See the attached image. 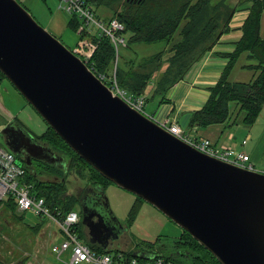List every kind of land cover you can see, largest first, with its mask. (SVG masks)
Instances as JSON below:
<instances>
[{
    "label": "water",
    "instance_id": "1",
    "mask_svg": "<svg viewBox=\"0 0 264 264\" xmlns=\"http://www.w3.org/2000/svg\"><path fill=\"white\" fill-rule=\"evenodd\" d=\"M0 70L76 153L189 232L222 264H264L263 170L202 152L132 108L19 0H0ZM12 132L38 147L20 164L34 170V156L67 165L51 146L10 122L2 133L17 154L23 144L8 139ZM106 202L110 208L107 196Z\"/></svg>",
    "mask_w": 264,
    "mask_h": 264
},
{
    "label": "trees",
    "instance_id": "2",
    "mask_svg": "<svg viewBox=\"0 0 264 264\" xmlns=\"http://www.w3.org/2000/svg\"><path fill=\"white\" fill-rule=\"evenodd\" d=\"M90 2L96 6L95 12L99 18H118L124 24L123 31L127 36V44L120 49L117 60L116 75L119 85L133 95L143 93L158 95L160 103L168 101V91L183 80L191 67L230 30V22L235 12L242 7L249 9V15L243 24L242 37L232 52L221 54L228 58L227 65L218 83L211 87L206 103L192 112L191 125L232 126L240 122L239 115L242 112H244L242 123L255 124L264 106V32H262L264 0H236L234 4L229 0H90ZM101 7L103 9L99 11ZM68 23L75 29L80 27V20L76 15L71 16ZM83 34L81 31V37ZM97 39H100V42L92 55L95 72L111 76L116 60L115 47L108 37ZM150 44L157 45V48L148 55L138 49L139 46ZM244 54L250 59L245 67L252 69L254 76L248 81H233L231 73ZM5 79L7 77L0 70V88ZM34 137L51 146L61 156L63 154L69 156L67 170L46 162H39L40 164L36 165L44 166L48 172L55 174L52 180L39 178L36 166L34 170L27 167L25 175L27 182L33 183L34 191L39 197L46 199L55 213L57 209L68 212L74 209L76 202H79L76 194L68 192L66 183L68 175L73 174L76 178L85 180L84 186L99 187L103 190L114 183L76 153L48 124L41 135ZM144 202L146 201L143 198L136 195L129 210L131 220L140 212ZM4 205L15 215L18 212V204L12 197L6 201L0 200V210ZM79 233L84 239L81 222ZM91 247L99 252L112 251L96 245ZM119 251L124 252L126 256H134L130 251L115 250ZM147 251L171 258L177 264H222L184 229L176 241V253L167 255L149 249ZM143 256L144 254H139L137 257L142 260ZM0 264L8 263L0 258Z\"/></svg>",
    "mask_w": 264,
    "mask_h": 264
},
{
    "label": "rangeland",
    "instance_id": "3",
    "mask_svg": "<svg viewBox=\"0 0 264 264\" xmlns=\"http://www.w3.org/2000/svg\"><path fill=\"white\" fill-rule=\"evenodd\" d=\"M235 1L229 0L231 4H234ZM19 2L29 10L44 28L71 50H74L80 42L81 26L86 31L91 29L81 18H79L80 27L78 29L69 25V19L73 15L65 9L68 3L67 0H19ZM102 9L103 7L99 11ZM103 19L107 24L109 20ZM95 31V29L91 30L92 33H95ZM156 48L157 45L152 44L138 47L141 53L146 55L155 51ZM159 99L160 96L158 95L153 96L151 94L147 96L148 102L145 105V112L147 114L154 112L160 101ZM243 116L244 112L240 113V122L227 126L228 129H231L230 140L232 143H241L242 140L247 139V144L242 147L248 148V150L250 147H253L255 149L254 154L264 162V106L254 125L242 123L241 119ZM10 122L22 127L33 137L34 135H41L47 128V123L44 119L27 102L13 83L5 79L0 88V147L13 151L6 144V138L2 133L5 125ZM240 148V145L239 147H235L236 150ZM56 154L60 155L57 151ZM18 156L23 160L21 155L18 154ZM62 156L68 164L69 156L65 154ZM259 166L257 165L255 168L264 170ZM36 171L38 177L41 179L52 180L55 178V174L48 172L44 166H36ZM66 183L68 192L76 194L86 181L76 178L71 174L68 175ZM105 193L111 211L122 226L119 238L114 240L113 253L116 249L132 253L140 249H149L167 255L177 252L176 241L182 233V228L179 225L147 202L141 205L140 212L131 220L129 210L136 199V195L114 183L108 185ZM1 208L0 258L8 264H69L71 260L70 251L64 252L61 258H58V253L52 250L53 243H60L61 241L59 237H57L59 239H55V235H61L57 224L47 218H41L31 210H18L15 215L11 210L6 209L5 205L1 206ZM73 208L81 217L83 209L80 202H76ZM51 230L54 231V237L49 235V231ZM84 241L89 246H93L85 237ZM179 257L182 258L181 255ZM75 264L90 263L81 261Z\"/></svg>",
    "mask_w": 264,
    "mask_h": 264
},
{
    "label": "built area",
    "instance_id": "4",
    "mask_svg": "<svg viewBox=\"0 0 264 264\" xmlns=\"http://www.w3.org/2000/svg\"><path fill=\"white\" fill-rule=\"evenodd\" d=\"M65 9L70 14L76 15L91 28L86 31L80 28L84 34L80 42L73 50L88 67L113 91V94L120 96L132 108L154 117L145 112L147 96L145 94L133 95L122 88L117 80V60L119 51L127 44V36L124 34V24L118 18L108 19L106 24L103 18H99L94 10V5L90 0H67ZM95 29V33L91 30ZM108 37L112 41L116 50V60L113 65V73L107 76L105 73H96L92 62L94 50L98 47L100 39ZM155 118V117H154ZM156 119V118H155ZM160 125L176 135L177 137L189 142L194 147L209 155L228 161L235 165L255 169V165L250 161V156L246 151L236 150L235 147H220L211 142L208 138H200L187 133L182 126L171 122L168 118L158 120ZM247 140L242 141L245 145ZM18 157L13 151L0 147V200L6 201L13 198L18 204L19 211H33L41 218H47L57 224L62 236L60 243H54L52 250L58 253V258L66 252H71L69 264L81 261L90 264H177L173 259L161 255H152L140 260L137 256H126L124 252H99L89 246L79 233L80 215L74 209L64 212L57 209L55 213L47 204L44 197H39L34 191L33 183L25 180L27 167L18 162Z\"/></svg>",
    "mask_w": 264,
    "mask_h": 264
},
{
    "label": "crops",
    "instance_id": "5",
    "mask_svg": "<svg viewBox=\"0 0 264 264\" xmlns=\"http://www.w3.org/2000/svg\"><path fill=\"white\" fill-rule=\"evenodd\" d=\"M248 15L249 9L246 7H242L235 12L230 22V30L224 33L214 47L208 51L199 62L191 67L183 80L178 82L168 91V101L163 103H160L159 101L158 106L154 109V112L151 113V115L158 120L168 118L171 122L182 126L189 134L200 138H208L217 146L239 147L240 145V149L246 151L250 155V160L255 167L260 165L259 167L264 169V162L254 154L255 149L253 147H250L248 150V148L242 147L241 143L231 142V129H228L226 124H217L209 127L191 125L192 112L200 109L206 103L210 96L211 87L218 83L227 65L228 58L221 54L232 52L235 49L237 42L242 37L243 24ZM262 32H264L263 19ZM249 62L250 59L246 54L240 57L237 65L231 73V79L233 81H248L253 78V70L245 67V64ZM149 89L151 91V85ZM41 144L45 147L48 146L43 142H41ZM53 234L54 231H49L50 236H53ZM57 237H59L60 240L62 239L61 235H55V239H59ZM108 249L111 250L112 248L108 247ZM140 250L144 252L147 251L144 249ZM140 250H138L137 253L141 252Z\"/></svg>",
    "mask_w": 264,
    "mask_h": 264
},
{
    "label": "flooded vegetation",
    "instance_id": "6",
    "mask_svg": "<svg viewBox=\"0 0 264 264\" xmlns=\"http://www.w3.org/2000/svg\"><path fill=\"white\" fill-rule=\"evenodd\" d=\"M25 130V129H24ZM13 133V132H12ZM27 134H29L26 131ZM30 135V134H29ZM13 136V137H12ZM9 140H16V145L23 144V152L21 157L23 160H26L28 156L30 155L29 151L38 154V151L36 150L38 147L35 145H32L29 143V140L27 138H22L21 135L18 133H13L12 135L8 136ZM34 141L41 144L39 140H37L34 137ZM45 147V146H43ZM45 152V151H44ZM47 153V152H45ZM45 156V154H42ZM56 156H58L55 153ZM19 157V156H18ZM60 159V157H55ZM32 164L34 166L40 164L39 162H43L41 160L36 159L34 156H31ZM59 166L64 168V164L59 161ZM67 170V169H66ZM76 195L79 197V202L84 203L88 207V222L84 223L83 218L84 214L82 213V216L80 217V222L82 226V231L84 233V237L88 242H90L92 245L100 246L101 248L108 247H114L115 242L114 240L119 238V234L122 230V226L119 224V221L116 220V217L114 216V213L110 211L109 207L107 208V202H106V193L105 190L99 188V187H91V186H84L79 188ZM82 205V204H81ZM83 209V208H82Z\"/></svg>",
    "mask_w": 264,
    "mask_h": 264
}]
</instances>
